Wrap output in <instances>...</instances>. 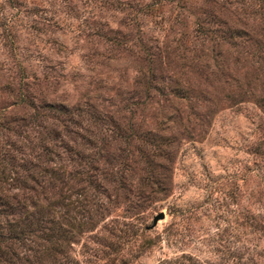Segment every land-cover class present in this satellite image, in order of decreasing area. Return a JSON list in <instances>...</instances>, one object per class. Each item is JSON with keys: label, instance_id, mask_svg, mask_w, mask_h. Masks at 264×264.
I'll return each instance as SVG.
<instances>
[{"label": "rangeland", "instance_id": "374dc122", "mask_svg": "<svg viewBox=\"0 0 264 264\" xmlns=\"http://www.w3.org/2000/svg\"><path fill=\"white\" fill-rule=\"evenodd\" d=\"M26 212L15 264H264V0H0V231Z\"/></svg>", "mask_w": 264, "mask_h": 264}, {"label": "trees", "instance_id": "16d2710c", "mask_svg": "<svg viewBox=\"0 0 264 264\" xmlns=\"http://www.w3.org/2000/svg\"><path fill=\"white\" fill-rule=\"evenodd\" d=\"M39 217L34 219L33 222H31V218L33 219V216L31 215H27V212L24 216V218L22 220H20V222L22 223L19 227H16L17 225H15L16 223V219H11L14 224L12 225L11 224V221L8 222V227L6 228V232H2L0 231V236H3V238H6L7 240L8 239H19L23 234H28L30 233V227L32 224H35V225H39L40 224V221H42V218H40V216H37ZM43 223V222H42ZM45 227L42 226V228L39 229V231L41 232V235L39 236L40 239H42L44 242H49L50 238H52V244L54 243V245L52 244H49V249H53L55 251H57L59 248H60V244H61V241L60 239L62 238V234L58 231L54 232L55 229H53L54 227L50 228H45V231L43 230ZM63 241V239H62ZM5 245V244H3ZM55 246V247H53ZM3 248L1 249L0 248V264H15V262L11 261L10 258L11 256L10 255H14L9 246L8 245H5V246H2ZM6 247V248H4ZM42 248V249H41ZM35 254V258H34V261H26L27 264H39L41 263L40 262V255H45L47 254L46 250H47V245L45 244H42V247H41ZM9 254V255H8ZM8 255V256H7Z\"/></svg>", "mask_w": 264, "mask_h": 264}, {"label": "water", "instance_id": "95a60500", "mask_svg": "<svg viewBox=\"0 0 264 264\" xmlns=\"http://www.w3.org/2000/svg\"><path fill=\"white\" fill-rule=\"evenodd\" d=\"M160 217H161V214H159V216H155V217H153V222H155L156 219H157V218H160Z\"/></svg>", "mask_w": 264, "mask_h": 264}]
</instances>
